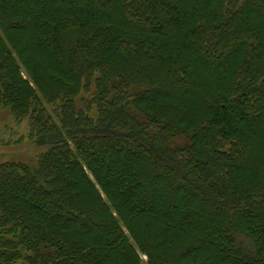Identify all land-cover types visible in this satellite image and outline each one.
<instances>
[{"label": "trees", "instance_id": "16d2710c", "mask_svg": "<svg viewBox=\"0 0 264 264\" xmlns=\"http://www.w3.org/2000/svg\"><path fill=\"white\" fill-rule=\"evenodd\" d=\"M0 264H264V0H0Z\"/></svg>", "mask_w": 264, "mask_h": 264}, {"label": "rangeland", "instance_id": "374dc122", "mask_svg": "<svg viewBox=\"0 0 264 264\" xmlns=\"http://www.w3.org/2000/svg\"><path fill=\"white\" fill-rule=\"evenodd\" d=\"M28 122L17 123L8 111H0V163L26 162L35 164L45 148L29 139Z\"/></svg>", "mask_w": 264, "mask_h": 264}]
</instances>
